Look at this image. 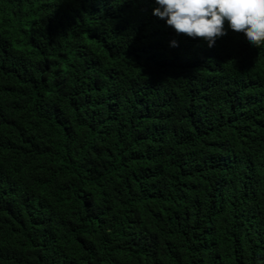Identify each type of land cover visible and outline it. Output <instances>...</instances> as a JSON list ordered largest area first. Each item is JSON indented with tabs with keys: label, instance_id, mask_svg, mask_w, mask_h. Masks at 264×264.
<instances>
[{
	"label": "trees",
	"instance_id": "trees-1",
	"mask_svg": "<svg viewBox=\"0 0 264 264\" xmlns=\"http://www.w3.org/2000/svg\"><path fill=\"white\" fill-rule=\"evenodd\" d=\"M152 6L0 0V264H264V45Z\"/></svg>",
	"mask_w": 264,
	"mask_h": 264
},
{
	"label": "clouds",
	"instance_id": "clouds-1",
	"mask_svg": "<svg viewBox=\"0 0 264 264\" xmlns=\"http://www.w3.org/2000/svg\"><path fill=\"white\" fill-rule=\"evenodd\" d=\"M152 15L177 35L201 38L208 47L228 30L243 33L253 47L264 45V0H152ZM170 46L179 41L172 39Z\"/></svg>",
	"mask_w": 264,
	"mask_h": 264
}]
</instances>
